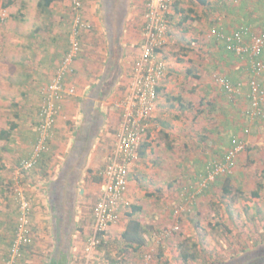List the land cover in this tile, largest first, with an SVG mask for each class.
I'll return each instance as SVG.
<instances>
[{"label": "crops", "instance_id": "obj_1", "mask_svg": "<svg viewBox=\"0 0 264 264\" xmlns=\"http://www.w3.org/2000/svg\"><path fill=\"white\" fill-rule=\"evenodd\" d=\"M83 2V16L93 28L83 32L80 56L74 64L73 75L67 79L76 86L77 93L63 102L49 151L42 155L34 170L18 173L21 161L28 157L36 140L42 90L51 82L69 49L72 14L68 0H57L47 10H38L37 57L34 60L27 55L22 62L25 69L21 77L24 79L18 83L20 88L26 86V89H21L20 96L10 106L7 101L4 108L0 107L1 117L10 112L14 120L9 130L0 129V133L8 132L7 136H0V264H5L18 223V205L13 195L17 185L28 188L32 194L35 205L32 226L39 224L26 256L30 264H73V257L82 251L87 239V228L82 226L84 220L87 224L90 222L87 202L91 197V200L100 198V172L112 154L122 119L117 105L130 88L132 68L141 52L147 0ZM219 2L206 0V5H201L196 0H182L172 9L169 27L173 29L170 32H174H169V39L178 45V52H170L166 47L159 51V56L167 63V70L158 88L152 127L140 149V160L130 173L129 184L135 192L139 188V178L143 176L147 180L144 172L156 175L155 179L158 175L173 174L175 178L171 183L177 182L178 192L192 188L206 166L218 161V155L222 159L235 140L248 142L253 155L263 153L264 120L250 115L252 106L247 98L251 62L228 51L213 30H227L225 27L233 30L248 20L255 30H264V0L258 1L256 6L252 0L229 1L227 5ZM188 16V21L182 22ZM207 23L211 24L207 37L221 46L229 58H221L220 62L228 71H222V75L233 84L242 85L239 94L228 93L215 80L218 74L214 72L213 61L210 64L207 61V65L198 62V54L205 51L212 55L210 50L214 48L191 47L196 39L205 36L202 28ZM233 23L239 26L233 28ZM7 63L0 59V83H4L5 70H2ZM238 101L245 106L236 108L234 103ZM240 109L243 112L240 113ZM217 112L222 118H218ZM219 119L223 121L219 123ZM14 132L21 137L12 139ZM144 163L146 169L142 168ZM187 166L201 169L180 177ZM91 182L96 184L93 188ZM171 183L167 189L171 188ZM155 187L154 192L159 190ZM148 195L156 199L155 193ZM151 210L153 215L168 220L162 209L153 207V203ZM94 220L93 213L91 221ZM124 228L123 224L120 234ZM115 229L114 226L109 228L111 232ZM168 240L171 243L174 239L169 237ZM187 240L180 241L179 264H213L212 240L203 241V244L197 237ZM196 245L200 249L202 245L210 247L209 255L197 257L191 250ZM168 247L160 264H167L173 256ZM233 261L225 256L223 264H233ZM243 262H248L247 257Z\"/></svg>", "mask_w": 264, "mask_h": 264}, {"label": "rangeland", "instance_id": "obj_2", "mask_svg": "<svg viewBox=\"0 0 264 264\" xmlns=\"http://www.w3.org/2000/svg\"><path fill=\"white\" fill-rule=\"evenodd\" d=\"M39 1L40 0H3L8 18L0 33V59L8 63L2 70H5L3 72L5 76L4 83H0V100L3 101V103H0V107L2 105L4 108V104H6L7 101L10 106V104L20 96L22 92L21 89H26V86L20 88L18 83L20 79H24V76L21 77V73L24 72L23 70L25 69V66H23L25 59L29 56V58L33 57L35 60L37 57V13L38 10L41 11L37 5ZM9 2L10 4H8ZM219 3H225V5H227V3L230 2L224 0ZM252 4L255 6L258 5V1L252 0ZM201 23L203 22H200V24ZM240 25H242V23ZM206 26L204 25L202 28L205 36L199 38V40L196 39V42L191 44V47L202 48L204 50L214 48L210 50L212 55L205 51H203L202 54H198V62L207 65V61L208 64L213 61L215 65L214 72H217L218 75H222V71L226 72L227 70L224 69L223 64L220 62L221 58L224 60L229 58L225 56V52L222 50L221 46L216 45L210 37H207L211 29V24L207 23ZM231 26L235 28L239 26V24L233 23ZM225 29L229 31L232 30L231 27H225ZM170 30L173 29L169 27L168 37ZM171 32L173 33L174 31ZM171 32L170 34H172ZM166 48H169L170 52H178V45L172 43L170 39H168ZM211 74L212 73H210V75ZM214 75L215 74L212 75V78ZM239 102L240 101L234 103L236 108H243L245 103L242 105ZM241 112L243 111L240 109V113ZM1 116L0 129L5 128L9 130V126L14 122L13 118L10 116V112H7L6 117ZM218 118H222V115L220 116L218 114ZM220 121L222 122L223 120L219 119V123ZM20 137L21 136L17 135L16 132L12 134V139ZM248 144V142L245 143L246 150L239 156L237 167L233 174L230 175L231 187L234 188L232 192L238 189L241 190L239 196L234 197L233 195H225L223 192V185L226 178H219L214 183L210 184L208 189L198 197L197 203L192 206L193 208H191L190 211L180 213V216L177 217L175 213L173 214L175 207L181 204H188V202L182 198L184 190H181V192L176 190L177 182L171 183L173 182L172 178H175L173 174L169 173L167 175L169 178L167 176L158 175V179H155L156 175H152L151 173L146 175L144 172V176L147 180H144L143 176L139 178V182H137L139 188L136 192L129 184L126 196V202L129 203V205L122 209L120 220L113 225L114 228H116L115 231H107L102 238L104 242H108L109 244L102 247L100 244L101 240L99 239L100 241L97 245L88 251V248L91 247L90 242L95 235V220L93 222L91 221V215L93 213L95 215L96 206L99 202L97 199L91 200V197L88 201L89 203L87 202L89 211L88 218L90 222L87 224L84 220L82 225L87 228V239L82 251H79L78 255L73 257V264H111L112 261L113 264H145V257H147V255L152 256V262L150 264H159L160 258H165L167 246H169V252L173 255L167 264H179V257L177 254L181 251V248H179V244H181L180 241L184 242L187 238L192 239L195 237H197L199 243L202 244L203 241H207L208 239L212 240V243L214 242V247L212 249L210 247H203V245L201 246L203 249H200L197 245L191 248L192 251H195L197 257H207V255H209L208 250L211 249L210 255L214 258L212 261L213 264H223L225 256H227L228 260L232 258L234 260L233 264H247V262H243V259L246 257L247 261L250 262L249 264H253V262H256L255 264H264L261 260V258L264 257L254 256L256 252L264 248V188L259 190V197L252 196V192L257 190V183L262 181L264 184V150L261 155V151L253 155L252 152H249L251 147ZM191 146H194V144L192 143ZM217 160H221L219 155L217 156ZM140 165H143L142 162ZM142 168L146 169L145 163ZM194 169L197 170L201 168L198 166L195 168L194 166H187L185 168V173L182 172L179 176L181 177L184 174L187 175L194 171ZM90 175H93V173L88 174V177H90ZM170 183L171 188L167 189ZM198 184L199 182L197 181L192 188L198 186ZM94 185L96 184L90 183V187L93 188ZM155 185L156 189L159 187V190H156V192L152 190ZM165 188L167 189L166 191H164ZM25 190L26 193L31 196L29 197L27 195L32 201V194L28 192V188ZM152 192L155 193L156 199L148 195V193L151 194ZM13 195H15L14 191ZM6 196L8 197V192ZM151 203H153V207L157 206V208H161L162 214H165L168 220L161 219L159 215H153ZM132 205L142 207V212L137 213L135 218H138L148 230L149 233H147V237H149L148 240L150 243L149 246L139 253H133L129 250L123 254L120 253L118 249L119 244H121L119 241V230L122 228L123 224L126 225L129 220L127 213L131 212ZM34 206L32 201L33 211ZM77 215L79 216V214ZM77 215L75 216L77 217ZM185 224L187 226H185ZM33 225H35V227L32 226V236L37 233V225L39 224L37 223L36 225L35 223ZM169 225H172V227H169ZM174 227H178V229L173 232L170 238L175 241L178 239L176 243L174 240L168 243V237L160 241L155 236V234L159 235L162 229L165 231ZM187 242L189 241L187 240ZM115 243L116 245H114ZM121 246L122 245H120V247ZM182 246L185 247V245ZM28 251L29 249L25 252V256L29 254ZM239 257L240 259H237ZM21 264H30L28 257H25V259L23 258ZM203 264L208 263L205 262Z\"/></svg>", "mask_w": 264, "mask_h": 264}, {"label": "built area", "instance_id": "obj_3", "mask_svg": "<svg viewBox=\"0 0 264 264\" xmlns=\"http://www.w3.org/2000/svg\"><path fill=\"white\" fill-rule=\"evenodd\" d=\"M68 1L72 14L69 49L51 82L42 90L36 140L28 157L21 161L19 174L34 170L42 155L49 151L57 120L62 113L63 102L77 93L76 86L67 82V79L73 75L74 64L80 56L82 34L84 31H91L93 25L83 16V0ZM177 1L179 0H147L141 52L132 68L130 88L117 105L121 110L122 119L116 132L114 149L107 165L100 172L102 182L100 198L95 210V235L88 251L100 241L98 237L100 233L105 235L109 228L120 220L122 209L129 205L126 196L130 173L140 160V149L152 127L159 96L158 88L167 70V63L159 56V50L168 43L169 17ZM7 18L4 2L0 0V33ZM213 34L228 51L239 58L250 60L251 78L247 95L252 106L250 115L264 120V80H261L264 74V30H255L252 26L242 25L230 31L223 28L214 29ZM214 78L228 93L239 94L242 90L241 84H233L227 76L215 75ZM245 150V143L235 140L221 160L206 166L204 174L199 176L198 186L184 189L182 198L188 204L179 205L175 212L176 216L190 211L210 184L219 178L232 175L239 156ZM14 194L19 218L5 264H21L32 239V201L27 196L25 188L20 185H17ZM177 229L178 227L165 231L163 229L155 236L162 241L172 236ZM151 262L152 256L147 255L145 264Z\"/></svg>", "mask_w": 264, "mask_h": 264}, {"label": "trees", "instance_id": "obj_4", "mask_svg": "<svg viewBox=\"0 0 264 264\" xmlns=\"http://www.w3.org/2000/svg\"><path fill=\"white\" fill-rule=\"evenodd\" d=\"M55 1L57 0H40L38 3V7L40 9L43 10H47ZM182 0L177 1L174 6H176L178 4V2H180ZM199 4L201 5H206V0H196ZM237 1V0H236ZM257 1H263V0H257ZM222 2V1H221ZM10 4V2L8 3ZM173 6V7H174ZM190 13H193V10L190 9L189 10ZM190 16L188 17H184L183 21H188ZM246 20H247V15L245 16ZM245 21V20H244ZM242 25L244 26H250L249 25V20L247 22H243ZM168 43L163 47H167ZM163 48H161L159 51H161ZM8 132L7 131H1L0 136L4 137L7 136ZM144 146V144L142 145V147ZM225 181H224V185H223V192L224 194H228V195H233L234 197L239 196L241 194V190H235V192H232V190H234L233 187H231V179L230 176L225 177ZM130 179V178H129ZM102 182V180L100 181ZM264 188V184L262 181H259L257 183V190L252 192V196L253 197H259V190ZM142 212V207L141 206H137V205H132L131 206V212L127 213V216L129 218V220L127 221V224L125 225V228L123 230V232L120 234L119 237V241L121 244H119V251L120 253H126L129 250H132L133 253H139L140 251H142L144 248H146L147 246H149V240L147 239V229L145 228L144 224L139 220L135 218V215L137 213ZM103 233H100L98 235L99 239L101 240V245L106 246L109 243L104 242V240H102L103 238ZM116 245V243L114 244ZM120 245H122L120 247ZM29 249V246L26 248ZM9 255V251L7 254V257ZM254 256L256 257H264V248L261 249L260 251L256 252L254 254ZM6 257V259H7ZM25 253L23 255V258L25 259ZM188 258V257H187ZM261 260L264 262V258H261ZM234 263V262H233ZM250 262H247V264H249ZM111 264H113V261L111 262ZM160 264V263H159ZM254 264V262H253Z\"/></svg>", "mask_w": 264, "mask_h": 264}, {"label": "flooded vegetation", "instance_id": "obj_5", "mask_svg": "<svg viewBox=\"0 0 264 264\" xmlns=\"http://www.w3.org/2000/svg\"><path fill=\"white\" fill-rule=\"evenodd\" d=\"M255 263H256V262H255ZM255 263H254V264H255Z\"/></svg>", "mask_w": 264, "mask_h": 264}]
</instances>
